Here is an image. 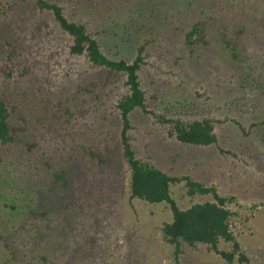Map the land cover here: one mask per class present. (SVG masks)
Here are the masks:
<instances>
[{
  "label": "rangeland",
  "instance_id": "obj_1",
  "mask_svg": "<svg viewBox=\"0 0 264 264\" xmlns=\"http://www.w3.org/2000/svg\"><path fill=\"white\" fill-rule=\"evenodd\" d=\"M46 1L85 24L112 60L131 63L143 47L139 76L150 112L136 108L129 116L137 158L233 197L235 259L185 242L180 264H264V34L233 32L237 13L244 9L251 20L263 15L261 8L259 14L250 9L251 0L235 8L233 0ZM198 23L204 32L190 44L187 33ZM223 33L239 41L236 58ZM71 43L35 0H0V87L21 137L33 145L30 153L22 143L0 146V202L20 203V184L39 188L36 210L52 212L32 215L9 237L2 227L17 224L0 223V247L23 249L17 264H41L25 248L32 245L23 244L30 226L45 234V264H175L161 232L173 218L169 204L131 198L117 108L130 92L126 75L92 64L86 54L72 55ZM204 118L214 120L218 137L208 146L178 141L164 122ZM54 170L66 171V180L55 183ZM188 189L186 181L171 187L181 208L215 200ZM51 215L60 221L49 231ZM219 247L234 249L224 240Z\"/></svg>",
  "mask_w": 264,
  "mask_h": 264
},
{
  "label": "trees",
  "instance_id": "obj_2",
  "mask_svg": "<svg viewBox=\"0 0 264 264\" xmlns=\"http://www.w3.org/2000/svg\"><path fill=\"white\" fill-rule=\"evenodd\" d=\"M251 1L250 9L255 7L254 12L258 11L257 13L259 14L261 8L263 15L261 17L255 15L254 19L246 20L247 17L243 14L245 10L242 9V12L236 14L238 18L236 19L235 31L233 32H236L237 35L243 33L247 35L255 33L264 34V0ZM35 2L40 10L51 11L60 29L71 37L72 43L69 51L72 55L86 54L92 64L104 66L110 70L122 72L126 75L125 83L130 92L118 102L117 108L120 111L123 124L121 133L123 154L130 167L131 198L140 199L149 203L167 202L169 204L173 218L171 221L163 224L161 232L164 241L173 249L175 264H180L181 246L185 242L193 247L199 243L205 244L211 251L232 262L236 254L240 252V245L231 227L234 213L228 207V203L233 200V197L222 196L217 192L215 187H206L202 183L192 180L189 176H171L165 171L137 158L136 151L132 147L128 134L131 128L130 113L136 108H141L147 113L150 112L146 106V93L142 88L139 76L143 47L139 49L136 59L131 63L124 60H112L101 51L97 39L92 37L85 24L70 21L65 16L63 8L58 4L50 3L46 0H35ZM242 2L243 0H233L231 6L235 8L237 4H241ZM256 5L259 6V9H256ZM243 20H250L249 22L254 23L248 24ZM204 27L205 25L201 27L200 23H198L187 33L190 44L195 41L193 40L195 36L204 32ZM225 35L226 33H223L225 43L227 47L232 49L230 51L233 57L236 58L238 56L239 41L228 40L225 38ZM2 92L0 87V146L22 143L26 147H23L22 152L30 153L33 151V145L25 137H21V133L19 132L21 127L14 121V108L8 105ZM164 122L172 124L169 135L174 136L182 143L208 146L218 141V137L214 131V120L211 118L193 120L187 123L182 120L166 119ZM53 174L55 176V183H59L62 179L66 180V171L64 170L60 171V173L54 170ZM28 176L31 177L32 175ZM182 181H186L189 194L212 193L215 200L194 203L188 208H181L171 195V187L173 184ZM16 187H19L18 190H20L18 195L23 194L20 203L16 202L15 198L6 200L3 205L0 202V223L13 221L17 224V227L13 223L2 227V230L5 234H8V237L9 234H15L19 228L24 230L26 220L32 218V215L39 214L44 217L52 213L46 209L39 212L36 210V195L39 188H36V190L28 189L20 184ZM28 192L30 193L29 201L26 199ZM51 217L52 219L54 218V221L48 225L49 231L55 230L60 221L58 215H51ZM29 227L26 229L28 230V237L23 240V244L24 246L28 243L32 245L30 248L25 247L27 252L32 254V261L37 258L41 264H45L49 261L46 252H42L45 248L41 246L44 244L43 238L45 234L42 231ZM221 240L233 242V251L221 249L219 247ZM5 246V250L0 247V264H17V261L23 258L22 254H25L23 253L24 250L16 248L9 252L10 245L6 243ZM37 246L38 251L36 249ZM46 249L49 251L51 248L46 247ZM34 252H38L37 255L33 254ZM240 260L244 261L246 257L240 255Z\"/></svg>",
  "mask_w": 264,
  "mask_h": 264
}]
</instances>
